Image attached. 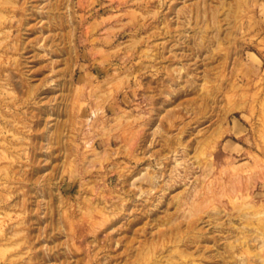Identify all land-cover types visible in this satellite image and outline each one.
Segmentation results:
<instances>
[{
    "label": "rangeland",
    "instance_id": "374dc122",
    "mask_svg": "<svg viewBox=\"0 0 264 264\" xmlns=\"http://www.w3.org/2000/svg\"><path fill=\"white\" fill-rule=\"evenodd\" d=\"M0 264H264V0H0Z\"/></svg>",
    "mask_w": 264,
    "mask_h": 264
},
{
    "label": "bare ground",
    "instance_id": "6f19581e",
    "mask_svg": "<svg viewBox=\"0 0 264 264\" xmlns=\"http://www.w3.org/2000/svg\"><path fill=\"white\" fill-rule=\"evenodd\" d=\"M100 110H101L100 107H96V108L93 109V112H92L93 114H92V113H91V114H92L93 116L96 117V115L99 113ZM86 121H87V120H86ZM86 121H85V122H86ZM84 125H85V124H84ZM86 125H87V123H86ZM85 129H86V126H85ZM87 130H88V129H87ZM84 132H85V130H84ZM89 142H90V141H89ZM89 142H88V143H89ZM88 143H87V144H88ZM91 143H92V141H91ZM85 148H86V147H85ZM89 150H91V149H89ZM72 175H73V174H72ZM191 225H192V224H191Z\"/></svg>",
    "mask_w": 264,
    "mask_h": 264
}]
</instances>
